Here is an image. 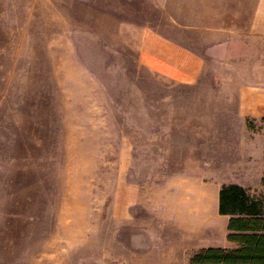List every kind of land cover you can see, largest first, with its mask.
<instances>
[{"label": "rangeland", "instance_id": "1", "mask_svg": "<svg viewBox=\"0 0 264 264\" xmlns=\"http://www.w3.org/2000/svg\"><path fill=\"white\" fill-rule=\"evenodd\" d=\"M254 2L0 0V264H161L122 247V213L203 180L264 215V120L237 111L264 86ZM147 29L203 55L199 80L141 64Z\"/></svg>", "mask_w": 264, "mask_h": 264}, {"label": "crops", "instance_id": "2", "mask_svg": "<svg viewBox=\"0 0 264 264\" xmlns=\"http://www.w3.org/2000/svg\"><path fill=\"white\" fill-rule=\"evenodd\" d=\"M224 27L205 20L206 31ZM248 34L253 40H264V0H255L250 8ZM139 59L153 72L186 84L199 80L205 64V58L196 50L152 29L145 30L141 36ZM237 93L239 116L245 120H264V86L242 85ZM201 167L205 173V155ZM200 184L201 190L196 193L182 190L181 194L156 196L152 203L141 200L132 203L146 211L144 214L122 213L123 226L127 224L129 229L122 247H132L133 251H138V257L141 247H147L148 256L161 264H189L194 255L208 249L239 248L237 242L227 237L231 233L228 230L231 215L219 212V191L224 183L205 186L203 180ZM233 184L244 188L242 184ZM209 188H213L211 194ZM204 257L202 255L196 264H210Z\"/></svg>", "mask_w": 264, "mask_h": 264}, {"label": "trees", "instance_id": "3", "mask_svg": "<svg viewBox=\"0 0 264 264\" xmlns=\"http://www.w3.org/2000/svg\"><path fill=\"white\" fill-rule=\"evenodd\" d=\"M249 200L240 185L221 187L219 212L231 215L228 224L231 233L227 237L240 247L229 251L208 249L194 255L189 264H196L202 255L210 264H264V215Z\"/></svg>", "mask_w": 264, "mask_h": 264}]
</instances>
